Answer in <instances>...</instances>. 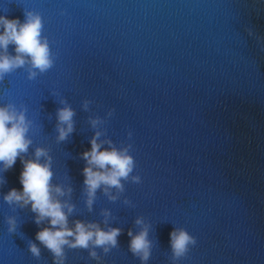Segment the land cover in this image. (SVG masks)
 <instances>
[{
  "label": "water",
  "instance_id": "obj_1",
  "mask_svg": "<svg viewBox=\"0 0 264 264\" xmlns=\"http://www.w3.org/2000/svg\"><path fill=\"white\" fill-rule=\"evenodd\" d=\"M27 13L42 19L52 66L41 72L25 57L0 74V107L24 113L31 140L0 172V264H264V0H0V16ZM65 106L73 131L61 141ZM96 133L102 149L128 148L134 167L89 206L81 153ZM37 148L64 193L53 197L72 206L67 226L119 228L115 247L65 245L54 257L35 235L47 218L37 224L29 205L5 202ZM145 227L142 262L128 232ZM178 228L196 243L174 259Z\"/></svg>",
  "mask_w": 264,
  "mask_h": 264
},
{
  "label": "clouds",
  "instance_id": "obj_2",
  "mask_svg": "<svg viewBox=\"0 0 264 264\" xmlns=\"http://www.w3.org/2000/svg\"><path fill=\"white\" fill-rule=\"evenodd\" d=\"M42 19L39 14L27 13L25 20L20 22L16 18L8 19L0 16V74L7 73L10 70L23 66L25 57L30 60L34 69L41 72L52 66L47 41L42 38ZM15 46V56L2 54L6 51L7 46ZM34 75V73H33ZM74 112L70 107L57 109V139L64 140L73 131ZM95 125L96 121L93 120ZM29 122L22 111H16L9 107H0V172L10 168L17 157L27 152L31 140L27 133ZM131 135V133H129ZM89 141L90 149L81 153L82 158L86 161V166L82 169L84 176L83 183L87 189V201L90 206L95 191L101 185L107 187L122 188L121 180L126 179L134 167V159L128 148L117 149L111 146L109 142L108 149H102L101 144L97 142L96 137ZM41 157H45L41 162ZM22 170L19 174L20 190L10 189L5 195L4 200L8 203H19L29 205L35 213V222L39 224L41 220L47 218L50 227L39 230L35 235L54 257L62 256L63 246L76 248H87L91 243L97 247L105 246L115 247L117 244L116 237L120 233L119 228L101 229L95 223L75 222L73 228L67 226V212L72 211V206L61 203L53 197V192L58 196L63 195V190L59 186H53L50 181L52 171L50 158L44 149L37 148L34 152V158L31 160H22ZM138 177H133L138 181ZM107 192V189H105ZM110 199L115 197L110 196ZM9 223H13L9 221ZM135 223L140 224L141 220L137 219ZM11 230V229H10ZM129 250L138 255L142 262L147 261L150 255L151 242L148 239V229L142 228L138 233L128 232ZM72 237L71 240L68 238ZM196 240L186 230L182 228L173 229L169 233V244L173 258L184 256L188 251L189 245H194ZM29 250L34 255L39 254L38 248L34 244L29 245ZM90 255L96 257L95 252ZM57 264H60L57 261Z\"/></svg>",
  "mask_w": 264,
  "mask_h": 264
}]
</instances>
